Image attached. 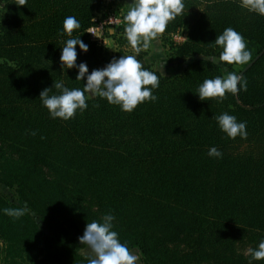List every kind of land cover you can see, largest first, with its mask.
Here are the masks:
<instances>
[{"label": "trees", "instance_id": "16d2710c", "mask_svg": "<svg viewBox=\"0 0 264 264\" xmlns=\"http://www.w3.org/2000/svg\"><path fill=\"white\" fill-rule=\"evenodd\" d=\"M15 3L0 0V183L15 187L48 234L27 214L4 215L19 207L0 197V238L11 262L87 264L78 237L87 222L111 213L113 230L143 264H249L246 250L264 239V52L242 73L247 91L218 102L201 101L197 89L247 65L222 70L204 60L219 55L216 36L234 28L253 59L264 48V16L239 0H183V13L159 36L168 62L193 60L167 76L144 64L160 77L158 99L128 113L88 97L87 109L65 121L51 118L39 99L54 81L84 87L78 68H61L64 42L80 37L89 46L87 53L76 47V63L89 74L123 55L87 36L103 0ZM70 15L81 27L61 36ZM176 33L183 40L174 41ZM225 112L247 122V139L221 131L214 117ZM213 146L222 158L208 156Z\"/></svg>", "mask_w": 264, "mask_h": 264}, {"label": "clouds", "instance_id": "9594fccd", "mask_svg": "<svg viewBox=\"0 0 264 264\" xmlns=\"http://www.w3.org/2000/svg\"><path fill=\"white\" fill-rule=\"evenodd\" d=\"M15 4L18 7L26 6L27 0H17ZM125 6L127 12L124 16V35L136 55L114 57L105 67L94 69L89 74L85 62L76 63L77 45L85 53L88 52L89 46L80 37L67 39L60 54L61 68H78L76 80L86 78V82L82 89H69L62 81H54L52 87L40 92L39 99L51 118L67 121L75 118L77 110L83 113L88 107L86 93L92 97L106 99L109 104L118 105L122 111L128 113L145 101L155 102L158 99L153 90L159 87L160 77L147 70L137 57L142 50H147L157 41L170 21L183 13L185 4L183 0H131V3ZM239 6L264 16V0H239ZM80 27L81 24L75 16H67L63 20V31L59 35L67 34L72 37L73 31ZM214 43L221 48L219 55L202 56L212 64L244 65L252 60L245 37L232 27L225 28L217 35ZM156 51L161 50L157 48ZM163 64L160 65L159 71ZM160 73L163 75L161 71ZM53 88L57 92L50 95ZM241 89L247 91V80L243 74L232 71L223 77L205 79L198 86L197 95L201 101L219 98L218 102H222L226 99V93L237 96ZM214 119L230 139L237 136L247 139L246 121L238 122L234 115L226 112L215 116ZM32 135H36L35 131ZM207 154L215 158H222L223 155L214 146L209 148ZM3 211L5 215L19 219L26 214L27 208H5ZM114 219V215L108 213L100 221L87 222L83 235L78 237L79 243L87 246V264H138L139 250L130 249L126 242L120 241L118 232L113 230ZM245 255L251 257L249 264L252 261L264 260V239L260 240L257 248H248Z\"/></svg>", "mask_w": 264, "mask_h": 264}, {"label": "rangeland", "instance_id": "374dc122", "mask_svg": "<svg viewBox=\"0 0 264 264\" xmlns=\"http://www.w3.org/2000/svg\"><path fill=\"white\" fill-rule=\"evenodd\" d=\"M112 1V3H111ZM105 0L104 6L102 8V12L98 14L100 17H105L106 15H110L113 13H119L122 16V23L119 25H111L107 26L104 30L105 36H113V44L110 45V51L117 52L120 51L123 53V55H136L134 50L130 47V45L127 42V39L124 35V32L122 29L125 27L124 22V16L126 15L127 10H125L124 7L119 5L117 1L113 0ZM172 38L174 41H181L183 40L184 36L180 33H176L172 35ZM102 44V43H101ZM159 48L161 51L157 52L156 49ZM167 53H168V47L164 44V41L159 36L157 41L150 45V47L147 50H142L139 55L138 59L142 61L144 64H150L154 69L159 71V67L162 63L163 67L160 69V71L163 73V75H175L182 71L185 64L192 61L193 58H187L185 62L182 63H176V62H168L167 61ZM107 64L102 65L98 69H101L105 67ZM222 70H225V66L223 63H220ZM244 65H234V68L236 70H239ZM159 71V72H160ZM88 97H92L90 94H87ZM0 197L6 201L7 204H13L19 208H27L26 214L29 216V218L37 225V227L43 232L45 235L48 234V231L45 228L44 223L41 221L40 217L33 211H31L27 206L26 203L19 198L17 195V192L15 190V187H9L8 185H5L3 183H0ZM5 215V214H4ZM8 248V249H7ZM86 248L87 246L82 249L80 252L82 255H86ZM10 248L6 247L3 240L0 238V264H15L11 262V256H9ZM43 254H39L38 259L42 258ZM40 261V260H36ZM18 264H30V262L26 261L25 259H19ZM34 264H37V262L34 261ZM138 264H143V262L140 260L138 261Z\"/></svg>", "mask_w": 264, "mask_h": 264}, {"label": "built area", "instance_id": "2783aa9c", "mask_svg": "<svg viewBox=\"0 0 264 264\" xmlns=\"http://www.w3.org/2000/svg\"><path fill=\"white\" fill-rule=\"evenodd\" d=\"M122 16L119 13L106 15L105 17L97 16L94 23L87 29V36L89 39L102 43L104 39V30L107 26L119 25L122 23Z\"/></svg>", "mask_w": 264, "mask_h": 264}, {"label": "crops", "instance_id": "0c3cea01", "mask_svg": "<svg viewBox=\"0 0 264 264\" xmlns=\"http://www.w3.org/2000/svg\"><path fill=\"white\" fill-rule=\"evenodd\" d=\"M113 1H117V3L119 5H121L122 7H124L125 10H127V8H126L125 5L128 4V3H131V0H113ZM104 3H105V0H103V6H104ZM111 3H112V1H111ZM102 44L105 45L106 47H108L110 49V45L113 44L112 37L111 36H108V35L107 36H104V39L102 41Z\"/></svg>", "mask_w": 264, "mask_h": 264}, {"label": "water", "instance_id": "95a60500", "mask_svg": "<svg viewBox=\"0 0 264 264\" xmlns=\"http://www.w3.org/2000/svg\"><path fill=\"white\" fill-rule=\"evenodd\" d=\"M264 52V48L240 71L239 74H242L245 70H247Z\"/></svg>", "mask_w": 264, "mask_h": 264}]
</instances>
